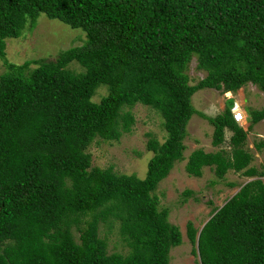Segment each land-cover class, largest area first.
<instances>
[{
  "label": "trees",
  "instance_id": "16d2710c",
  "mask_svg": "<svg viewBox=\"0 0 264 264\" xmlns=\"http://www.w3.org/2000/svg\"><path fill=\"white\" fill-rule=\"evenodd\" d=\"M41 13L82 29V43L54 58L8 60L6 39ZM194 56L206 75L191 84ZM0 58V264H169L182 235L153 191L184 159L194 113L213 126L214 146L232 134L229 151H191L189 175L205 166L219 178L230 169L264 175L249 165L233 99L215 116L191 99L248 82L264 91V0H0ZM135 104L155 109L166 131L162 142L147 140L145 176L93 166L88 146L130 131ZM247 114L249 128L264 107ZM114 222L126 253L109 252L100 236V223ZM185 229L200 264H264V180L245 182L201 228L187 221Z\"/></svg>",
  "mask_w": 264,
  "mask_h": 264
},
{
  "label": "rangeland",
  "instance_id": "374dc122",
  "mask_svg": "<svg viewBox=\"0 0 264 264\" xmlns=\"http://www.w3.org/2000/svg\"><path fill=\"white\" fill-rule=\"evenodd\" d=\"M84 36L82 29L72 28L58 19H50L41 13L33 27L29 28L26 25L20 36L6 39L5 53L7 59L15 63H23L33 58H54L61 50L80 45ZM71 66L78 67L77 64ZM5 69L3 59L0 58V74ZM187 73L191 84H195L206 75V71L197 67L195 56L188 65ZM105 92L106 89L99 88L93 99L98 101ZM229 98L234 101L232 108H242L246 112V120L241 123V126L247 130L244 147L253 154L249 165H253L258 172H262L264 171V144L260 150H257L254 143L264 142V119L248 128L247 108H263L264 91L248 82L233 92L202 88L191 97L193 106L208 116L223 112ZM129 109L135 118L130 131L123 132L119 140H105L96 137L88 146L87 151L91 154L93 166L112 167L119 174H135L143 178L146 174L148 160L152 156V152L146 147L147 140L151 135L162 142L166 131L162 117L152 107L135 104ZM212 132L213 126L205 118L194 113L187 124L184 159L174 164L169 174L153 191L158 198V207L168 208V221L177 225L182 235V242L171 247L168 253L169 264H200L198 256L192 252L193 245L186 236V222L192 221L196 228H201L214 209L223 205L245 182L256 178L264 180V175L248 177L241 171L237 172L232 169L228 170L224 177L219 178L210 166L203 167L201 176L189 175L185 170V164L188 155L194 149L216 151L223 148L230 150L228 139L232 132L225 130V142L219 146L212 144ZM118 229L117 222L112 225L100 223V236L107 241L109 252L126 253L129 248L118 233ZM75 234L77 235L76 231Z\"/></svg>",
  "mask_w": 264,
  "mask_h": 264
},
{
  "label": "built area",
  "instance_id": "2783aa9c",
  "mask_svg": "<svg viewBox=\"0 0 264 264\" xmlns=\"http://www.w3.org/2000/svg\"><path fill=\"white\" fill-rule=\"evenodd\" d=\"M232 116H233V119L237 122H241L242 120L245 119V113L244 111L240 109H234L232 111Z\"/></svg>",
  "mask_w": 264,
  "mask_h": 264
},
{
  "label": "clouds",
  "instance_id": "9594fccd",
  "mask_svg": "<svg viewBox=\"0 0 264 264\" xmlns=\"http://www.w3.org/2000/svg\"><path fill=\"white\" fill-rule=\"evenodd\" d=\"M229 92H230V91H229ZM231 92H232V91H231ZM234 109H240V110L244 111V109H242V108H232L231 110L233 111ZM244 113H245V119L242 120L241 122H237V121H236V122L239 123L240 125H241V123H242L243 121L246 120V112L244 111ZM232 117H233V116H232ZM221 206H222V205H221ZM221 206H220V207H221ZM202 226H203V225H202ZM202 226H201V227H202Z\"/></svg>",
  "mask_w": 264,
  "mask_h": 264
}]
</instances>
